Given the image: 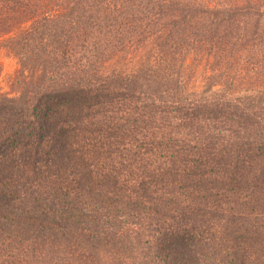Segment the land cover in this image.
<instances>
[{
	"label": "trees",
	"instance_id": "trees-1",
	"mask_svg": "<svg viewBox=\"0 0 264 264\" xmlns=\"http://www.w3.org/2000/svg\"><path fill=\"white\" fill-rule=\"evenodd\" d=\"M1 46L0 264H264V0H0Z\"/></svg>",
	"mask_w": 264,
	"mask_h": 264
},
{
	"label": "rangeland",
	"instance_id": "rangeland-1",
	"mask_svg": "<svg viewBox=\"0 0 264 264\" xmlns=\"http://www.w3.org/2000/svg\"><path fill=\"white\" fill-rule=\"evenodd\" d=\"M128 60L122 57L121 63L123 62L130 66L131 61L128 62ZM191 62H193V70L187 72L189 87L193 90H202L206 84V76L209 73V63L206 59L202 60L200 56L195 57L193 53L188 56L186 64H191ZM114 63L112 62L110 65ZM0 68V90L3 93L15 95L13 83L20 69V61L12 52L3 46L0 47Z\"/></svg>",
	"mask_w": 264,
	"mask_h": 264
}]
</instances>
